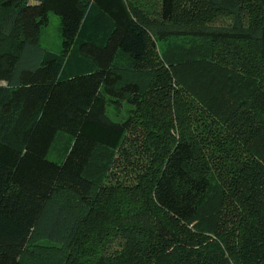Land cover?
<instances>
[{
    "label": "trees",
    "instance_id": "trees-1",
    "mask_svg": "<svg viewBox=\"0 0 264 264\" xmlns=\"http://www.w3.org/2000/svg\"><path fill=\"white\" fill-rule=\"evenodd\" d=\"M0 264H264V0H0Z\"/></svg>",
    "mask_w": 264,
    "mask_h": 264
},
{
    "label": "rangeland",
    "instance_id": "rangeland-1",
    "mask_svg": "<svg viewBox=\"0 0 264 264\" xmlns=\"http://www.w3.org/2000/svg\"><path fill=\"white\" fill-rule=\"evenodd\" d=\"M142 2L146 3V0H141ZM150 2V1H149ZM153 5H157L154 1L150 3ZM48 23L42 28V32L40 34V44L51 51L58 52L61 47V37H60V23L59 17L52 12L48 14ZM180 44L181 42H177ZM187 42H185L186 44ZM163 47L161 46L158 50L161 51ZM130 110V105L126 104L124 108L118 113L116 109H114L113 104H108L106 109V115H108L112 120H124L128 116V112ZM118 114V115H117ZM73 142V138L70 134L64 131H58L56 137L48 150L46 155L48 160L54 161L56 163H61L66 154L71 147ZM106 179V172L103 175V180Z\"/></svg>",
    "mask_w": 264,
    "mask_h": 264
}]
</instances>
